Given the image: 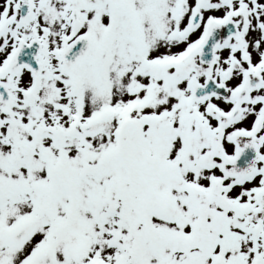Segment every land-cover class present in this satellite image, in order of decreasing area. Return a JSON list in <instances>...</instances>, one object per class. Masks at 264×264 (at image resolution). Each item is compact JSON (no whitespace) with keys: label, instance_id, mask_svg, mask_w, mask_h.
Segmentation results:
<instances>
[{"label":"snow or ice","instance_id":"snow-or-ice-1","mask_svg":"<svg viewBox=\"0 0 264 264\" xmlns=\"http://www.w3.org/2000/svg\"><path fill=\"white\" fill-rule=\"evenodd\" d=\"M0 264H264V0H0Z\"/></svg>","mask_w":264,"mask_h":264}]
</instances>
